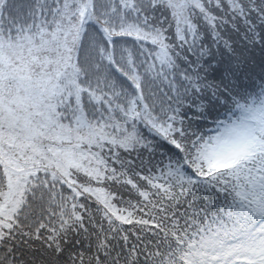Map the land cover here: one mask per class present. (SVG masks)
<instances>
[{
    "label": "snow or ice",
    "instance_id": "obj_1",
    "mask_svg": "<svg viewBox=\"0 0 264 264\" xmlns=\"http://www.w3.org/2000/svg\"><path fill=\"white\" fill-rule=\"evenodd\" d=\"M164 247L264 264V0H0V264Z\"/></svg>",
    "mask_w": 264,
    "mask_h": 264
}]
</instances>
